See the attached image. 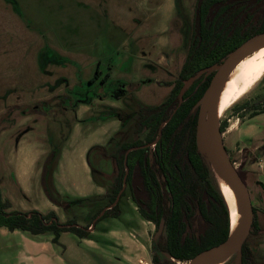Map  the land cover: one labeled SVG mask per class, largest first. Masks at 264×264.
Returning <instances> with one entry per match:
<instances>
[{
    "label": "rangeland",
    "instance_id": "rangeland-1",
    "mask_svg": "<svg viewBox=\"0 0 264 264\" xmlns=\"http://www.w3.org/2000/svg\"><path fill=\"white\" fill-rule=\"evenodd\" d=\"M195 1L0 0V173H14L17 163L35 160L31 184L35 191L41 185L47 189L65 221L85 219L107 203L118 173L112 154L137 137L139 109L166 100L179 76ZM241 105L246 109L236 111ZM263 107L264 76L225 112L220 121L227 120L228 127L219 130L258 210V227L246 240L256 264H264V193L255 189L254 147L238 140L235 121ZM56 176L67 188L57 189ZM91 177L96 191L78 196L91 190ZM211 180L218 184L216 172ZM22 196L16 198L22 201ZM82 202L89 209L84 213ZM128 202L136 206L126 184L121 219L112 224L138 234L142 230L153 256L156 227L137 226L138 208ZM239 260L236 253L226 264Z\"/></svg>",
    "mask_w": 264,
    "mask_h": 264
},
{
    "label": "trees",
    "instance_id": "trees-1",
    "mask_svg": "<svg viewBox=\"0 0 264 264\" xmlns=\"http://www.w3.org/2000/svg\"><path fill=\"white\" fill-rule=\"evenodd\" d=\"M261 33L264 0H196L188 52L169 96L158 105L139 109L137 137L122 143L112 154L118 173L108 209L103 214L101 210L88 226L73 220L61 223L55 212L8 211L10 204L3 200L0 189V227L34 235L53 232L54 243L59 242L62 232L87 237L93 224L119 216L123 185L127 184L140 215L155 225L156 233L160 223H165L164 231L152 238V264L188 263L227 240L229 209L219 184L212 183L214 171L198 145L199 108L195 105L216 72L205 70L221 64L241 44ZM244 109L245 105L236 107V111ZM258 113H264V107L250 116ZM227 127V120L220 121L221 133ZM42 182L45 185V178ZM253 210L250 235L258 227V210L255 206ZM239 264H256L247 241Z\"/></svg>",
    "mask_w": 264,
    "mask_h": 264
},
{
    "label": "crops",
    "instance_id": "crops-1",
    "mask_svg": "<svg viewBox=\"0 0 264 264\" xmlns=\"http://www.w3.org/2000/svg\"><path fill=\"white\" fill-rule=\"evenodd\" d=\"M238 120L235 121L238 140L244 144L246 143L248 148L249 145L254 147L251 169L256 178L254 180L255 189H262L264 193V113L247 116L245 121ZM22 156L24 157V155ZM15 157H18V155ZM35 162V160L27 162L22 160L14 168L13 163H10L9 169L13 168L15 172L13 173L12 170L5 175L0 173L2 197L4 201L10 204L8 211L30 212L37 210L42 214L55 212L59 221L64 223L66 222V219H64L65 212L61 206L48 197L47 189L41 185L38 191H35L31 184V181H33L31 172L36 167ZM64 162L65 159H62L59 170L63 169ZM82 163L84 169L90 172V167L86 161ZM55 182L58 190L61 186L67 188L66 183L58 176H56ZM91 182V190L80 193L78 196H88L91 191H96L97 184L92 177ZM16 191H20V194H17L20 197L21 194L25 196H22V201L16 198L17 195L14 194ZM33 195L37 196L34 201L32 200ZM40 203H42V206H40ZM107 204L108 202L87 218L79 219L77 224L88 226L98 212L103 208H107ZM127 204L133 210L137 208L132 203L128 202ZM87 208V204L85 205L82 202L79 209L84 213ZM135 214L137 226L139 224L145 228L144 222L152 223L145 220L141 215L139 216L138 213ZM113 219H121V214L117 217L103 218L98 223L93 224V228L89 230L90 234L87 237L81 238L71 232H62L58 243L53 242V232L34 235L22 230L9 231L4 227H0V264H152L153 256L142 242L145 236L144 232L141 230L138 234V231L127 230L123 226L118 227L112 224ZM74 221H76L75 218Z\"/></svg>",
    "mask_w": 264,
    "mask_h": 264
},
{
    "label": "water",
    "instance_id": "water-1",
    "mask_svg": "<svg viewBox=\"0 0 264 264\" xmlns=\"http://www.w3.org/2000/svg\"><path fill=\"white\" fill-rule=\"evenodd\" d=\"M260 45H264V33L249 38L238 48L232 51L221 64L215 65L205 70V72L213 70H215L216 72L208 89L195 105V108H199L196 131L197 141L201 151L206 154L207 159L210 161L213 171L216 172L213 168V161H215L222 173L227 177V179L236 190L239 198V209L242 215V223L236 233L232 235L231 209L221 190V193L229 209L230 235L227 240L222 242L220 245L198 254L196 257L190 260L188 264H202L206 259L214 256L224 255L227 253H240L251 232V228L254 222V205L252 203L248 186L241 177L239 170L236 167V163L231 159L222 140L218 139V137L209 130V128L207 127V122L210 116L212 102L216 97L222 83L232 73L233 69L244 58L252 55L254 50ZM125 185L126 184L123 185L124 188ZM107 209L108 208H105V210L102 211L101 214H103ZM164 229L165 223L164 221H162L155 236L162 233Z\"/></svg>",
    "mask_w": 264,
    "mask_h": 264
},
{
    "label": "bare ground",
    "instance_id": "bare-ground-1",
    "mask_svg": "<svg viewBox=\"0 0 264 264\" xmlns=\"http://www.w3.org/2000/svg\"><path fill=\"white\" fill-rule=\"evenodd\" d=\"M264 76V45L258 46L252 55L244 58L222 83L214 98L207 127L218 139H221L218 130L219 121L232 106L238 103ZM213 168L216 171L220 190L227 200L232 216V235L236 233L242 223L239 209V198L233 185L222 173L215 161ZM236 254V253H235ZM232 253L218 255L206 259L202 264H226Z\"/></svg>",
    "mask_w": 264,
    "mask_h": 264
},
{
    "label": "built area",
    "instance_id": "built-area-1",
    "mask_svg": "<svg viewBox=\"0 0 264 264\" xmlns=\"http://www.w3.org/2000/svg\"><path fill=\"white\" fill-rule=\"evenodd\" d=\"M51 223V222H50ZM93 228V225L89 227V229H92Z\"/></svg>",
    "mask_w": 264,
    "mask_h": 264
},
{
    "label": "flooded vegetation",
    "instance_id": "flooded-vegetation-1",
    "mask_svg": "<svg viewBox=\"0 0 264 264\" xmlns=\"http://www.w3.org/2000/svg\"><path fill=\"white\" fill-rule=\"evenodd\" d=\"M156 233V232H155Z\"/></svg>",
    "mask_w": 264,
    "mask_h": 264
}]
</instances>
